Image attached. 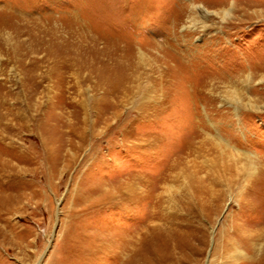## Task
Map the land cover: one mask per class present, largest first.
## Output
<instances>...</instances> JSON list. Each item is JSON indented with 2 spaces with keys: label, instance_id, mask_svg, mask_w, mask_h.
Returning a JSON list of instances; mask_svg holds the SVG:
<instances>
[{
  "label": "rangeland",
  "instance_id": "374dc122",
  "mask_svg": "<svg viewBox=\"0 0 264 264\" xmlns=\"http://www.w3.org/2000/svg\"><path fill=\"white\" fill-rule=\"evenodd\" d=\"M130 66L140 90L128 99ZM167 82L185 102L138 111ZM197 120L191 162L232 182L207 184L195 231L136 236L156 193L169 215L191 201L181 171L148 192ZM242 203L264 213V0H0V264H244L224 241Z\"/></svg>",
  "mask_w": 264,
  "mask_h": 264
},
{
  "label": "bare ground",
  "instance_id": "6f19581e",
  "mask_svg": "<svg viewBox=\"0 0 264 264\" xmlns=\"http://www.w3.org/2000/svg\"><path fill=\"white\" fill-rule=\"evenodd\" d=\"M197 7H199V6H197ZM193 9L197 10L196 6H194ZM201 11H202L204 16L208 15L207 11H204L202 9H201ZM230 11H231L230 9L221 10L220 13L222 14V20L224 17H227L230 15ZM130 12H131V9L127 14H129ZM130 21H131L130 26H131V29H133L134 35H138V32H142V33L146 32L147 27H145L141 24H137L138 23L137 19L131 18ZM126 31L127 30L124 29V34L126 33ZM156 43H158V42H156ZM135 49H137V48H135ZM141 52H139V57L143 58L144 56L141 54ZM126 56H128V55H126ZM179 57L181 58V56H179ZM180 58H179V60L182 63V58L181 59ZM124 64H125V62H124ZM181 66H182V64H181ZM174 68L176 69V71L174 72V75H176L178 77V80H176V78H177L176 77L175 81L172 82V84L173 83L179 84L180 89H182L183 87H186V85H188L189 83H187V81L184 80L185 78H183L180 74L178 75L177 66ZM182 68H183V66H182ZM185 68H186V66H185ZM132 69H134V67ZM132 69H131V66H130V68H124V98H128V99L132 98V96L136 95L137 90H140V88H139L140 87L139 77L136 76L137 70L133 72ZM163 73H165V72H163ZM183 73L184 72H182V75H185V73L184 74ZM163 82L158 83V84H160L159 85L160 89H162V87H163ZM180 82H181V84H180ZM167 83H169V82H167ZM167 83H166V85L164 84L166 86V88H164V93H163L165 96L163 95L162 98L158 97V95H157V97L156 96H148L147 101L149 103L151 102V104H148V105L142 104V106L137 107L138 111H140L142 114L144 113L147 115V113H149V111H150V108L154 107L153 105H155V104L158 105V103H161V102L163 104H167L166 99L173 101L177 98L178 101L185 102V95H183L184 97L181 100H180V97H178V93H180L181 90L176 92L170 88L171 87L170 83H169V85ZM121 86L123 87L122 83H117L115 85H112L110 87V89H111L110 92L116 91V93H117L118 89L121 88ZM174 86H176V85H174ZM158 91H159V89H158ZM119 93H121V90H119ZM236 99H237V97H236ZM169 104L170 103L168 102L167 105H169ZM172 106H174V105H172ZM165 107L169 108V106H165ZM158 108L156 107L154 110H157ZM184 110H186V108H184ZM159 112H161V110H158L155 113L159 114ZM184 115H185V113H184ZM188 118L186 116V119H188ZM190 118H191V116H190ZM193 119H194V117H193ZM81 121L83 122V125L86 126V123L88 122L87 115ZM46 122H48V121H46ZM44 125H46V124H44ZM93 126H95V123H93ZM202 126H203L202 120H197L195 125H191V123H189L187 125V129L185 130L186 132L185 131L181 132L182 134H183V132H185V134L182 136V138L178 139L174 145L173 144L168 145L167 150H166L167 154L170 153V155L166 154L168 160L165 161L166 162L165 166L163 165L164 166L163 169L158 173L159 177H158L157 184L152 186L148 192V193L154 194V192H156L158 189H159V191L160 190L162 191V190L170 187V185H172L171 182L175 181L174 177L178 176V171H181L182 177H183L185 184H186L185 189L188 190V192H189L188 196L190 197L191 201L187 204L186 207H183V209L180 210V212H182V214L179 213L178 215H169L167 213L162 212L161 204H163L164 201H163V196L161 194H164V193H156L153 206L152 205L149 206V213L145 216L146 218H144V222L142 223L141 228H138L135 231V235L136 234L139 236L140 235H145V236L146 235H153L152 233L155 231H164V232H167L168 234L178 233L181 230L185 231L186 233L188 231H195L196 228H198L197 226H200V224L202 222L201 212H199V209L201 208L202 204L205 201L212 200L213 199L212 197L215 195L213 192L211 193V191H209L210 187H208L209 188L208 189L207 184H210L213 188H215V187L220 188V187H222V185L224 183L229 184L230 182H232V178L234 176V173L231 171V169H229V172H228V174L231 175V179H230L226 176V173H224L223 169L219 170L218 168H216V170L212 171L211 173H208L206 171L205 166L202 165V167L197 170V167H198L197 163L191 162L192 158H196V159L200 158L199 153H198L199 148L195 147L194 141L196 139H198L199 137H202L200 135V133L197 132V130H196V127H201V128H203L202 130H204V127H202ZM191 128H192V130H191ZM213 129L216 130L215 128H213ZM202 130H201V132H203ZM204 134H205V136L203 138V141L207 137L206 132H204ZM217 135H218V132H217ZM147 139H149V138H146L143 141H145V140L147 141ZM154 140H155V137H154ZM221 141H222V139H221ZM151 142H154V141H151ZM146 143H144L143 145L145 146ZM219 144H220V142H216L215 145L217 147H219ZM224 144H225V146H227L228 148L231 149L232 153H234L231 155H235V153L238 154V152L236 151L235 145L231 146L230 144H228V142H224ZM150 145H151V143H150ZM151 147H152V145H151ZM193 148H196V149H193ZM200 159H202V158H200ZM185 161H186V163H185ZM185 164L187 165L186 166L187 170H185L183 167V165H185ZM225 170H227V169H225ZM201 174L204 177H202ZM242 181L247 182L248 176L245 179H243ZM145 184L146 183L144 182V184H142V186L144 187ZM128 189H129V191L131 190L130 187H128ZM138 199H139V197L136 193H124V200H126V203H129L130 205L136 203L138 201ZM251 209H252V206L250 204L242 203L240 205L238 212L232 216L231 221L229 222L228 226H229L230 232H229V230L224 232V241L228 246L234 247L236 250L243 249V250H239V253L244 260V264H264V252L260 253L259 251H257V247H260L259 243H260L261 239L264 237V213L261 212V215H257L254 217H252L253 216L252 213L248 214V215L245 214V213H250L249 210H251ZM256 218L258 219V221L254 222L253 219H256ZM161 227H164V229H161ZM198 230H200V229H198ZM132 232H134V231H132ZM132 232H130V233H132ZM163 234L160 233V235H163ZM166 237H168V235ZM162 238H163V236H162ZM174 238L176 239L177 237H174ZM151 239L152 238H150V240ZM157 239L160 242L161 238L160 239L157 238ZM140 245H143V243ZM149 246H148V248H149ZM143 253H142V255H143Z\"/></svg>",
  "mask_w": 264,
  "mask_h": 264
}]
</instances>
